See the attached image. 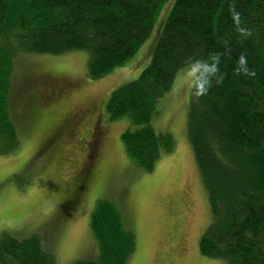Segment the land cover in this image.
<instances>
[{
	"label": "trees",
	"instance_id": "obj_1",
	"mask_svg": "<svg viewBox=\"0 0 264 264\" xmlns=\"http://www.w3.org/2000/svg\"><path fill=\"white\" fill-rule=\"evenodd\" d=\"M166 1L0 0V157L20 149L10 116L16 54L83 51L85 78L102 79L136 54ZM190 64L198 68L186 138L211 217L199 252L225 264H264V0H174L149 64L108 95L104 114L108 121L124 118L134 127L120 136L124 150L138 168L151 172L174 151L170 134L150 125L156 105ZM65 87L59 89L72 92ZM44 114L37 109L29 119L38 124ZM80 139L78 149L85 143ZM87 178L81 186L77 177L69 182L78 181L82 189ZM75 200L71 196L67 207ZM89 225L98 259L72 264H126L135 240L114 202L97 200ZM0 264H54V259L37 235L19 239L2 231Z\"/></svg>",
	"mask_w": 264,
	"mask_h": 264
},
{
	"label": "rangeland",
	"instance_id": "obj_2",
	"mask_svg": "<svg viewBox=\"0 0 264 264\" xmlns=\"http://www.w3.org/2000/svg\"><path fill=\"white\" fill-rule=\"evenodd\" d=\"M173 4L174 0H168L162 5L150 36L136 54L99 80L85 78L87 53L83 51L15 55L10 116L20 149L13 156L0 157V233L19 239L37 235L54 264L95 261L99 249L90 214L97 200L107 199L114 202L124 228L134 236L135 250L126 264H225L199 252L200 237L211 217L186 138L198 65L180 69L156 105L150 125L156 132L170 134L174 151L163 155L151 172L138 168L124 150L120 136L134 127L124 118L108 121L103 111L108 95L137 79L149 64ZM64 85L72 92L59 89ZM88 107L91 114L76 116ZM37 109L45 113V121L49 112H56L52 117L57 116L61 133L46 143L42 142L45 134L36 131L29 119ZM83 137L85 143L78 149L76 141ZM72 177H77L78 186L85 177L90 181L77 188L76 200L70 202L76 204L67 207Z\"/></svg>",
	"mask_w": 264,
	"mask_h": 264
},
{
	"label": "flooded vegetation",
	"instance_id": "obj_3",
	"mask_svg": "<svg viewBox=\"0 0 264 264\" xmlns=\"http://www.w3.org/2000/svg\"><path fill=\"white\" fill-rule=\"evenodd\" d=\"M73 106H75V105H73ZM90 107H92V106H90ZM89 109V107L87 108V109H85V110H83V111H81V112H79L78 113V115H77V112H76V116L77 117H83V116H88V114H91V111H89L88 110ZM57 111V113L60 115V118H61V113L58 111V110H56ZM54 113H56L55 111H52V112H49V119H47L46 121H45V119H44V117H45V114H44V116H41V122H43V123H45L44 125L43 124H41L40 122L37 124V123H35V128H36V131H38L40 134H41V132H42V134L44 135V138H45V140L46 141H44L43 143H46L47 142V140H48V138L50 137V139H53L54 137H58L59 135H60V133H61V131H60V129H59V127L58 126H56V120H57V116L55 117V118H53L52 117V115L54 114ZM84 113H86V115H84ZM57 114V115H58ZM96 123H97V121H95V123H93V125H96ZM37 124V125H36ZM62 124V123H61ZM94 129V128H93ZM54 133H56V134H54ZM49 139V140H50ZM87 145H88V143H87ZM76 157V156H75ZM86 157H87V155H86ZM85 159V158H84ZM82 161H83V157H82ZM82 165H84V163H82L81 165H80V167H83ZM73 181H74V179H72ZM78 182V181H77ZM76 181H74V182H70L71 184H70V190H69V193H68V195H67V200H70V197L71 196H73V195H76V191H77V188H78V186H77V183ZM74 204V203H73Z\"/></svg>",
	"mask_w": 264,
	"mask_h": 264
},
{
	"label": "clouds",
	"instance_id": "obj_4",
	"mask_svg": "<svg viewBox=\"0 0 264 264\" xmlns=\"http://www.w3.org/2000/svg\"><path fill=\"white\" fill-rule=\"evenodd\" d=\"M241 63H243V58H241Z\"/></svg>",
	"mask_w": 264,
	"mask_h": 264
}]
</instances>
